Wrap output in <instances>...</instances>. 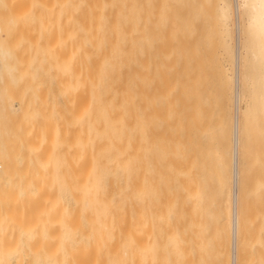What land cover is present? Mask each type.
I'll list each match as a JSON object with an SVG mask.
<instances>
[{
	"label": "bare ground",
	"instance_id": "obj_1",
	"mask_svg": "<svg viewBox=\"0 0 264 264\" xmlns=\"http://www.w3.org/2000/svg\"><path fill=\"white\" fill-rule=\"evenodd\" d=\"M84 2L75 36L51 43L56 66L84 86L82 170L58 181L30 166L16 170L12 151L3 150L0 235L68 226L99 246L147 248L152 233L180 231L192 233L198 264H238L247 146L251 135L264 137V0ZM16 53L0 38V54ZM12 87L0 69V139L16 129L5 126L16 111ZM33 104L25 111L31 119ZM28 137L40 157L43 138L34 128ZM9 250L0 243V264ZM124 255L118 259L139 260L135 251Z\"/></svg>",
	"mask_w": 264,
	"mask_h": 264
},
{
	"label": "rangeland",
	"instance_id": "obj_2",
	"mask_svg": "<svg viewBox=\"0 0 264 264\" xmlns=\"http://www.w3.org/2000/svg\"><path fill=\"white\" fill-rule=\"evenodd\" d=\"M76 4H78L80 8H76ZM84 4V0L0 1V38L3 39L5 43L11 42L12 44H16L17 48V53L12 58L0 54V69L5 75L8 84L13 86L11 100L16 110L10 114L9 119L5 122V126L9 128L14 126L16 129L12 131V136L0 139V153L5 149L13 152V154L11 152L6 155L9 156L10 154L16 158L13 162L16 170L25 171V167L30 166V169L32 168L34 171L41 170L42 173L51 174L55 180L64 182L73 180L72 176H74L73 174L78 167L82 170L84 164L83 137L85 126V114L83 112L84 86L83 82L79 84L76 82L73 73L71 74V72L67 70H61L56 66L51 43L54 38L63 36L67 32L70 33L69 35L75 36L74 29L77 23H80V26H82ZM31 101H34L32 119L25 115L27 105ZM28 118H30V120H28ZM31 128L38 131L39 136L43 138L44 141L41 145L42 152L40 157H38L39 159L36 158L37 153L33 152L32 148L29 146L30 138L28 134L31 132ZM250 139L252 140L248 146H251H247L248 153H246L248 156L246 155L245 159L246 157L247 159L249 158L247 163L249 162L252 167H249L247 163L246 165L244 159V164L246 166H244L245 172L243 171L245 179L243 177L242 195L245 197L242 196L243 198H241V208L243 207V210H241L242 223L239 234L240 251L238 250V260L241 261V264H246L248 261L250 262H248L249 264H264V259H261L262 256L259 255L260 253L264 254L262 250L264 249V214H262L264 213V199H262L264 198V188L261 189V182H259L264 180V137L259 133L258 135L255 133L251 135ZM258 147H260V149ZM258 152L261 153L263 157L262 162L261 159H259L261 155H259ZM250 153L251 156L249 155ZM255 155L257 156L255 157ZM252 156L254 157L252 158ZM0 163H2L3 166L5 165V163L1 161ZM259 176L260 179L258 178ZM246 196L248 199H246ZM255 200L257 201L255 202ZM245 201L246 204H244ZM249 206V210H251L253 213H251V215L253 216H250V212L246 211ZM254 207H257L256 211ZM242 212H244L243 215ZM250 222L251 224H249ZM254 222L256 224H254ZM246 225L248 226L247 228L244 227ZM256 225L258 227H256ZM58 227H51L50 229H52V231L48 228H45L46 230L42 229L41 231L39 229L41 233H43V231L45 232L41 234L40 238H38L40 236L39 231H37L38 233L30 234V236L29 234L26 236L24 233L26 238L23 237V232L21 233L19 231L18 236H15L17 239L13 238L17 230L8 229V232L6 230L5 232L3 231L0 235L2 236L0 239L2 238L3 240H0V243L6 244L7 242L9 249L11 248V250H9L11 252L10 257L5 264H198L199 261L197 248L196 245H194V238L186 237L192 233L180 231L169 232V235L168 233H152L155 237L151 238V242L149 241L147 243L144 241L146 244L145 247L147 248H143L144 246L140 243L139 244L143 247L138 245L139 247L136 246L135 248H120L117 246L114 248V245L108 247V245L101 246L100 244L99 246V244L93 242H91L93 243L91 247V243L84 238V235L87 233L85 234L82 231L76 234L71 233V235L68 226L67 228L66 226H64L65 228L63 226L61 227V229L64 228V231L59 230L60 227ZM47 229L48 232L50 231L48 233L50 236H47ZM161 234L165 235L163 239L158 238ZM56 235H60V239L56 237ZM35 236L38 240L40 239L39 242L36 241ZM74 236L78 238L77 241L73 238ZM6 237H8V239ZM62 237L65 239H63L64 242ZM251 237L252 239H250ZM34 238L35 242H38L37 244L33 242ZM25 239L28 241L26 242ZM57 239H59L60 244H58L59 241ZM16 240L20 247H22L21 250L20 247H17ZM46 240L51 242L50 246L49 242H47L48 244L46 243ZM10 241H14L13 244ZM53 241L55 242L53 243ZM28 242H30V245H36L27 249L30 247L28 246ZM10 243L12 245H9ZM46 244L49 247H46ZM33 247L34 250L32 249ZM50 247L51 249H49ZM257 248L261 249L263 252L257 250ZM24 249L26 252L23 253ZM32 250L35 252L36 257H34L35 255L33 256ZM126 251H135L136 257L139 258L138 262L136 263L137 259H135V262L121 260L122 257L124 259L129 257L124 255ZM16 252L17 255L14 254ZM47 252H49V254ZM113 253L115 255H113ZM245 253L247 259L243 256ZM252 256H254V258ZM186 257L187 259L191 257L192 259H188L191 261H183V258L185 259ZM19 258L21 261H19ZM259 260H261V263ZM239 261L238 264H240Z\"/></svg>",
	"mask_w": 264,
	"mask_h": 264
}]
</instances>
